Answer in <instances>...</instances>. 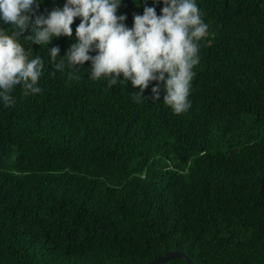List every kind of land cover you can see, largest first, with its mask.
Instances as JSON below:
<instances>
[{
    "label": "trees",
    "instance_id": "obj_1",
    "mask_svg": "<svg viewBox=\"0 0 264 264\" xmlns=\"http://www.w3.org/2000/svg\"><path fill=\"white\" fill-rule=\"evenodd\" d=\"M63 3L38 0V14ZM145 4L121 0L117 15L131 27ZM197 5L209 28L179 115L163 93L146 98L155 81L138 101L130 82L93 81L87 61L57 70L46 45L18 41L44 68L40 93L0 106V264H147L168 250L264 264V0ZM78 23L48 47L62 56Z\"/></svg>",
    "mask_w": 264,
    "mask_h": 264
},
{
    "label": "clouds",
    "instance_id": "obj_2",
    "mask_svg": "<svg viewBox=\"0 0 264 264\" xmlns=\"http://www.w3.org/2000/svg\"><path fill=\"white\" fill-rule=\"evenodd\" d=\"M152 2L153 6L145 4L142 14L133 15L128 27L126 15H117L121 0H64L61 7L46 14H38V0H0V24L11 29L5 33L0 28V106L14 107L9 98L14 89H21L25 96L42 91L38 81L43 59L38 55L28 58L18 43L23 37L31 48L33 44L46 45L57 70L82 68L79 66L87 61V76L93 81L106 78L109 88L121 81L130 82L139 94L138 101L155 81L151 96L146 98L161 101L163 93V103L174 114L185 113L191 107L188 97L193 69L200 62L199 42L207 36L209 25L197 0ZM156 3L162 5L159 14ZM74 18H79L74 42L61 56L58 46L48 45L55 37L73 35ZM57 57L63 59L57 61Z\"/></svg>",
    "mask_w": 264,
    "mask_h": 264
},
{
    "label": "water",
    "instance_id": "obj_3",
    "mask_svg": "<svg viewBox=\"0 0 264 264\" xmlns=\"http://www.w3.org/2000/svg\"><path fill=\"white\" fill-rule=\"evenodd\" d=\"M260 193H261L262 198L264 200V174L260 180ZM174 258H182L188 264H196L190 257H188L187 254H185L184 252H182L180 250H168V251L164 252L163 254L157 255L147 264H160V263L166 262V261L174 259Z\"/></svg>",
    "mask_w": 264,
    "mask_h": 264
}]
</instances>
